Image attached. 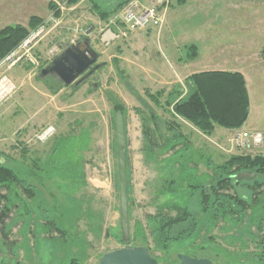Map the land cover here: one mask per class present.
Here are the masks:
<instances>
[{
  "label": "rangeland",
  "instance_id": "obj_1",
  "mask_svg": "<svg viewBox=\"0 0 264 264\" xmlns=\"http://www.w3.org/2000/svg\"><path fill=\"white\" fill-rule=\"evenodd\" d=\"M48 1L0 0V28L9 24L25 26L29 17L36 14L46 20L0 61V78L7 76L15 86L12 93L0 98V164L20 172L23 179L37 187L35 198L29 200L21 194L20 201L14 199L8 219L0 224V264H70L71 259H77L78 264H99L104 253L122 247L114 110L108 91L125 108L129 144L135 148V163L132 164L134 156L129 161V188L127 185L130 240L150 250L152 257L163 256L167 262L177 264V254H184L189 242H174L163 254L154 250L146 217L156 214L157 206L170 200L186 203L187 181H192V185L208 183L211 170L205 164L207 158L220 164L238 153L264 154V140L258 145L238 147L229 140L243 131L264 135V0H184L180 4L166 0V19L159 32L140 29L109 43L103 40L109 34L106 32L117 33L121 28L114 17L103 21L89 1L82 0L75 6L59 5L62 13L55 19L46 8ZM96 1L102 10L109 11L122 0ZM135 1L151 7L157 0ZM141 32L145 35L138 36ZM156 33H160L158 39ZM135 35L136 41L132 42ZM84 38L99 53L96 63L102 67L85 83L63 86L53 93L49 87L54 88L59 79L52 74L41 76V70L66 47ZM190 45L198 51L195 59L186 57ZM180 60H190L189 69L243 67L250 105L248 119L242 126L232 131L215 125L211 136L201 134L186 121L174 122L190 147L185 156H191L188 166L179 155L171 156L170 152L157 154L155 161L144 155L141 121L133 110L145 103L153 106L145 91L161 89L154 88L146 69L160 61L169 65L172 72ZM175 72L172 73L181 74L180 70ZM51 77L54 81L49 86L46 81ZM86 99L90 101L84 103ZM155 110L161 120H171L162 109ZM89 125L96 138L91 154L86 151L89 141L83 137L82 128ZM52 127L47 138L38 139L37 135ZM165 128L161 123L159 130L166 138L172 133ZM132 130L138 133L136 137L132 138ZM219 131L229 133L221 136ZM154 147L156 152L159 147ZM170 178L175 179L178 193L158 195V189ZM252 178L244 173L238 175L239 194L249 196L244 182ZM104 179L107 183L103 188L104 184L99 183ZM196 196H191L188 204L193 212L198 203ZM250 221L249 217L239 225L218 221L211 231L216 244L240 259L228 260L219 253L214 264H258L250 255L254 246V225ZM204 240V236L198 237L193 250L205 244ZM217 245L211 247L219 248Z\"/></svg>",
  "mask_w": 264,
  "mask_h": 264
},
{
  "label": "trees",
  "instance_id": "obj_2",
  "mask_svg": "<svg viewBox=\"0 0 264 264\" xmlns=\"http://www.w3.org/2000/svg\"><path fill=\"white\" fill-rule=\"evenodd\" d=\"M81 1L49 0L46 8L52 12L53 18L59 19L62 13L59 5L64 4L70 7L79 4ZM87 1L98 13L99 18L105 21L109 19L108 17H115L131 0L116 2L109 11L102 10L95 0ZM176 1L179 4L184 2V0ZM45 22L44 18L36 14L29 17L25 26L9 24L0 28V61L13 52L19 44L25 41L32 32L44 25ZM195 48L194 45L186 48L187 58L192 59L197 55L198 51ZM261 55L264 58V47L261 50ZM53 81L52 78L46 81V84L50 86ZM55 81L56 86L54 88L49 87L53 93L58 92L64 86L59 80ZM86 81L87 78L83 83ZM184 83L186 84V90L182 85L177 84L171 86L170 89L161 88L153 93L145 91V97L153 106L162 109L171 120H161L155 112V108L146 103L141 108L133 109L141 121L142 152L152 161H155L157 154L163 155L170 152L171 156L177 154L179 155L178 158H184L186 165L187 162H190V158H185L190 148L188 142H186L187 138L179 131L178 125L175 124L179 119L193 125L196 130L206 136L213 134L215 125L224 129L236 130L248 119L249 93L241 72L236 70H205L188 75L184 79ZM109 92L108 98L112 102L114 115L121 110L124 115L125 108L122 102L114 99L113 93ZM161 123L166 127L167 132L172 133L170 136L165 138L159 130ZM157 139H160V144L157 143ZM157 145L159 148L155 152L154 146ZM78 148L82 149V146ZM79 158L81 162L82 157ZM205 164L211 170L209 178H206L208 183H193L192 185V181L189 180L186 185L189 190V199L194 194L197 195L196 211L193 212L188 207L191 200L188 199L186 203H182L180 200L175 199L159 204L156 214L146 217L150 226L148 236L152 238V248L163 254L170 248L169 246L172 243L186 240L189 244L186 245L184 255L192 257L206 256L213 262L217 261L219 253H222L228 260L240 259L234 252L218 246L215 242V235L211 234V231L217 226L218 221H231L239 225L249 217L252 220L250 223L254 225V246L250 255L252 258L255 256L254 258H256L258 264H264V154L238 153L230 155L220 164H214L210 158H207ZM80 167H82L81 163ZM240 173L254 176L251 181L244 182L250 192L248 197L239 194L237 191L240 184L237 177ZM175 183L174 178L166 179L162 187L158 189V195L159 193L164 196L177 194L179 190L175 189ZM15 188H18V190ZM36 189V185L23 179L20 172L0 164V224L4 225V222L8 219L14 199L20 201L22 195H24L31 200L36 197ZM126 191L129 195L128 189ZM61 235H64V232H61ZM203 236L205 237L203 241L205 244L198 245L199 248L194 251L197 238ZM119 240L123 246L121 237ZM130 244L132 246H142V244H133L132 239ZM212 244L217 245L219 248L211 247ZM189 250H193V253ZM149 254L153 256L150 250ZM162 257L155 258L157 264H171ZM70 264H78L77 259H71Z\"/></svg>",
  "mask_w": 264,
  "mask_h": 264
},
{
  "label": "water",
  "instance_id": "obj_3",
  "mask_svg": "<svg viewBox=\"0 0 264 264\" xmlns=\"http://www.w3.org/2000/svg\"><path fill=\"white\" fill-rule=\"evenodd\" d=\"M99 53L91 46L89 39L74 43L60 52V55L52 59L46 68L40 72L41 76L52 74L59 79L64 86L77 85L83 82L101 64L96 63ZM114 133L117 156V179L119 191V225L120 237L123 246L104 253L99 258V264H157V260L149 254L144 246H132L129 237L128 225V202H127V179H126V156H125V122L123 111H117L114 115ZM177 264H214L210 258L191 257L177 254Z\"/></svg>",
  "mask_w": 264,
  "mask_h": 264
},
{
  "label": "built area",
  "instance_id": "obj_4",
  "mask_svg": "<svg viewBox=\"0 0 264 264\" xmlns=\"http://www.w3.org/2000/svg\"><path fill=\"white\" fill-rule=\"evenodd\" d=\"M168 4L166 0H157L151 7H144L135 0L129 1L125 7L116 14L114 17L118 20L121 28L118 29L117 33L110 32L106 38L103 37L105 43H109L117 38H126L130 32L146 30V29H157L158 32L162 29V26L166 19V11ZM15 86L7 76L0 78V98L4 99L10 93L13 92ZM52 128L46 129L43 133L38 136V139H45L51 134ZM264 140V135L260 132H237L232 138L230 143L235 146H244L245 144L251 143L252 145L261 144ZM245 143V144H244ZM244 144V145H243Z\"/></svg>",
  "mask_w": 264,
  "mask_h": 264
},
{
  "label": "crops",
  "instance_id": "obj_5",
  "mask_svg": "<svg viewBox=\"0 0 264 264\" xmlns=\"http://www.w3.org/2000/svg\"><path fill=\"white\" fill-rule=\"evenodd\" d=\"M96 1V0H95ZM97 2V1H96ZM81 3V2H80ZM113 3V2H112ZM143 4V3H142ZM150 4V3H149ZM114 5H115V3H114ZM113 5V6H114ZM144 5V4H143ZM145 6V5H144ZM146 6H148V4L146 5ZM116 31V30H115ZM107 34L108 33H110L109 31L108 32H106ZM147 33H149V32H147ZM145 35V33H140L138 36H140V35ZM143 35V36H144ZM151 36V35H150ZM160 36V33H156V37H157V39H158V37ZM136 38H137V36L135 35V36H133V39L131 40L132 42L133 41H136ZM147 39V38H146ZM115 42V41H114ZM118 43L119 44H121V41H118ZM117 43V44H118ZM119 48H121V47H119ZM195 59V58H194ZM190 60H188V62H189ZM188 62H185V61H183V60H180L179 62H178V64H177V66H176V68H174L173 67V71L172 72H175V71H177V70H180L181 72V74H178L177 73V75H175V74H173L171 71H170V66L169 65H164L163 64V62H155L154 64H153V67L152 68H147L146 69V71H147V75L149 76L148 77V79L151 81V83H152V85L154 86V88H156L157 86H159L160 88H167V89H170V87L171 86H174V85H177V84H179V85H182V83H181V75L182 76H184V77H182L183 78V80L186 78V77H188V75H190V74H192V73H198V72H200V71H205V70H211V69H213V70H230V71H234V70H236V71H239V72H241L242 73V75H243V77H244V79H245V82H246V75H245V73H244V71H245V69L242 67V68H238V67H234V68H231V69H218V68H214V67H205V66H203L202 68H194V69H189V68H187V65H188ZM176 73V72H175ZM175 75V76H174ZM246 86H247V82H246ZM183 87V86H182ZM184 88V87H183ZM184 90H186L185 88H184ZM248 91V90H247ZM90 100L89 99H86V101L84 102V103H86V102H89ZM125 116H126V114H124L123 115V118H124V122H125V133H126V143H125V145H126V147H125V156H126V168H127V174H128V177H127V182H128V188H129V186H130V179H129V176L132 174L131 173V170H132V168H131V164H130V157L131 156H134L135 154L133 153L134 152V149L135 148H131V145L129 144V133H128V128H127V122H126V119H125ZM194 127V126H193ZM82 128H84L85 130V132L83 133V134H85V136H83L85 139H86V137H88L87 139H88V141L89 142H87V147H86V151L87 150H89V152L88 153H92L93 152V145H92V142L93 141H95L96 140V138L94 139V132L90 129V125H89V128H86V127H82ZM196 129V128H195ZM226 129V128H225ZM228 130H231V129H228ZM141 131V130H140ZM139 131V132H140ZM233 131V130H232ZM243 132H246V131H243ZM130 133H132L131 135H132V138L133 137H136V131H131ZM227 133H229V132H227V131H219L218 132V134L219 135H221V136H223V135H225V134H227ZM138 134V133H137ZM204 135V134H203ZM236 135V134H235ZM206 136V135H205ZM230 140V139H229ZM245 144V143H244ZM138 145V144H137ZM137 147V146H136ZM137 148H140V147H137ZM191 156H188V157H185V158H190ZM135 156H134V159H133V163L132 164H134L135 163ZM180 158H182V157H180ZM182 159H184V158H182ZM132 160V159H131ZM105 180V179H104ZM99 183V182H98ZM106 183H107V180H105V181H103L102 183L100 182L99 184H101L100 186H102V184H104V186H103V188L106 186Z\"/></svg>",
  "mask_w": 264,
  "mask_h": 264
},
{
  "label": "flooded vegetation",
  "instance_id": "obj_6",
  "mask_svg": "<svg viewBox=\"0 0 264 264\" xmlns=\"http://www.w3.org/2000/svg\"><path fill=\"white\" fill-rule=\"evenodd\" d=\"M77 43H79V42H77ZM189 256V255H188ZM192 257V256H191Z\"/></svg>",
  "mask_w": 264,
  "mask_h": 264
}]
</instances>
